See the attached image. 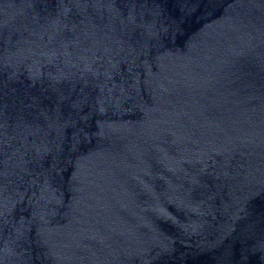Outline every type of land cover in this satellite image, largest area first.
<instances>
[{"label": "water", "instance_id": "obj_1", "mask_svg": "<svg viewBox=\"0 0 264 264\" xmlns=\"http://www.w3.org/2000/svg\"><path fill=\"white\" fill-rule=\"evenodd\" d=\"M0 264H264V0H0Z\"/></svg>", "mask_w": 264, "mask_h": 264}]
</instances>
